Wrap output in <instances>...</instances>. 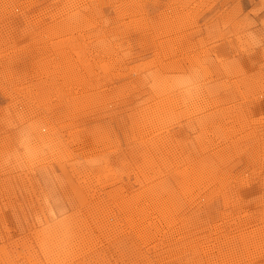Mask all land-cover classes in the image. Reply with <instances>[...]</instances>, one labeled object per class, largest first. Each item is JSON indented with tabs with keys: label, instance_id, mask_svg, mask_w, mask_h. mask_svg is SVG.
<instances>
[{
	"label": "rangeland",
	"instance_id": "obj_1",
	"mask_svg": "<svg viewBox=\"0 0 264 264\" xmlns=\"http://www.w3.org/2000/svg\"><path fill=\"white\" fill-rule=\"evenodd\" d=\"M0 264H264V0H0Z\"/></svg>",
	"mask_w": 264,
	"mask_h": 264
},
{
	"label": "bare ground",
	"instance_id": "obj_2",
	"mask_svg": "<svg viewBox=\"0 0 264 264\" xmlns=\"http://www.w3.org/2000/svg\"><path fill=\"white\" fill-rule=\"evenodd\" d=\"M40 120V119H39ZM67 226V225H66ZM54 236V235H53ZM61 260V259H60Z\"/></svg>",
	"mask_w": 264,
	"mask_h": 264
}]
</instances>
